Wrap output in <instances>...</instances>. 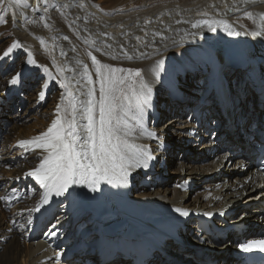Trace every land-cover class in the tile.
Returning <instances> with one entry per match:
<instances>
[{"label": "bare ground", "instance_id": "6f19581e", "mask_svg": "<svg viewBox=\"0 0 264 264\" xmlns=\"http://www.w3.org/2000/svg\"><path fill=\"white\" fill-rule=\"evenodd\" d=\"M261 15L264 0H3L0 30L7 27L21 47L0 60V133L10 131L12 137L0 154V264H52L71 226L65 240L75 231L66 244L75 246L67 254L73 264H226L235 243L201 252L182 241L175 224L191 222L187 217L200 223L205 213L216 210L231 216L240 203L264 195L261 170L240 157L235 164L225 158L228 148L235 156L243 155L237 149L242 145H248L247 153L256 151L251 113L264 99V87L251 91L242 66L251 61L264 74V34H251L264 26ZM203 20L217 21L215 31L193 27ZM225 23L240 35H229ZM89 52L101 64L140 70L151 87L143 128L158 139L140 135L131 120L135 131L127 138L152 159L147 167L131 170L127 185L102 182L97 192L73 186L41 206L44 189L26 174L47 153L18 144L47 131L62 96L68 107L61 79L86 99L79 95L86 91L81 79L85 65L98 99L99 80ZM29 55L39 67L27 63ZM22 58L21 83L1 80ZM211 78L228 93L217 96V88L207 87ZM50 91L53 97L46 99ZM15 92L18 98L9 100ZM37 114L40 120L28 125ZM218 120L222 125L215 132L222 142L216 144L210 125ZM256 206L250 209L247 232L264 230V204ZM74 211L82 215L76 222L70 218ZM110 221L121 227L106 230Z\"/></svg>", "mask_w": 264, "mask_h": 264}, {"label": "snow or ice", "instance_id": "6c2138e0", "mask_svg": "<svg viewBox=\"0 0 264 264\" xmlns=\"http://www.w3.org/2000/svg\"><path fill=\"white\" fill-rule=\"evenodd\" d=\"M0 3H3V0H0ZM246 16L250 20L253 18L251 12L246 13ZM260 19L264 21V15H261ZM216 23L218 22L203 20L193 24V27L207 25L209 30L215 31ZM224 30L229 35H240V32L235 31L227 23L224 24ZM251 34L255 36L264 34V26ZM20 47L18 42L12 43L0 56V60L9 57L13 50ZM88 55L99 80L98 99L96 89L92 87L94 83L92 75L85 65L81 79L85 81L83 86L86 87V91L81 90L79 95L86 96V99L74 95L70 85L61 79L60 85L66 90L68 107L63 106L62 96V104L56 108L57 118L47 131L31 140H22L18 144V147L24 149L28 146H33V149L42 148L47 153L39 167L26 174L44 189L41 206L49 202L52 194L63 196L73 186H84L92 192H97L102 182L113 186L127 185L131 170L141 166L147 167L148 160L152 159L146 149L130 143L127 138L135 131L133 125L129 123L131 120L139 127L140 135L158 139L154 132L143 128L145 112L151 107V87L144 81L140 70L111 67L101 64L91 52ZM27 63L39 67L30 55ZM159 65L158 61L157 66ZM5 74L9 75L8 84L12 86L20 84L25 76L23 71L14 69ZM39 210V207L34 209ZM179 214L185 217L188 215L183 211ZM28 223H31L30 219ZM51 235L54 236L56 233L53 232ZM240 248L244 252L252 251L254 248L264 251V240L249 241L241 244Z\"/></svg>", "mask_w": 264, "mask_h": 264}, {"label": "rangeland", "instance_id": "374dc122", "mask_svg": "<svg viewBox=\"0 0 264 264\" xmlns=\"http://www.w3.org/2000/svg\"><path fill=\"white\" fill-rule=\"evenodd\" d=\"M116 2H117V4L118 3H120V2H122L123 0H115ZM113 2V0H110V3H112ZM5 22V21H4ZM13 40L14 39H12L11 37H10V32L8 31V29H7V27L6 28H4L3 30H0V55H3V52L4 51H6L7 50V48L8 47H10L11 46V44L12 43H15V41L13 42ZM11 55V54H10ZM23 59V58H22ZM21 59V60H22ZM20 60V62H18L19 63V65H17V68L16 69H14L15 71H23V67H24V65L23 64H25V62H24V59L21 61ZM21 63V64H20ZM6 78V79H5ZM3 79H5L7 82H8V79H9V76H6V75H4L2 78H1V80H3ZM232 80V79H231ZM230 82V81H229ZM231 83H232V81H231ZM49 94V95H48ZM20 95V93L19 92H15V93H13V94H11V96L9 97V100L11 99H16V98H18V96ZM23 95H25V94H23ZM27 95V94H26ZM22 96V95H21ZM24 97V96H23ZM32 96L31 95H28L27 96V102L28 101H30V98H31ZM51 97H53V92L52 91H50L49 93H47L46 94V99H50ZM22 98V97H21ZM23 112V111H22ZM40 114H37V115H35V116H33V117H31L32 119H30L29 120V122H31V123H27L28 125L29 124H33V123H35L36 121H39L40 120ZM33 118H34V120H33ZM35 118H37V119H35ZM10 134V131H6L5 133H0V154H1V149H2V145H3V147L4 146H8L9 145V143H11V136L9 135ZM6 146V147H7ZM6 147L4 148V149H6ZM177 147V145H173V149L174 148H176ZM14 153V152H13ZM21 192L22 191V188H17V190H15V192ZM174 211H175V209H174ZM179 212V211H178ZM172 213H170V215H171ZM69 241L68 240H66V241H63L62 243H61V251H63V252H66L68 249L67 248H69V247H71V244H69V245H66L67 243H68ZM62 246H64V247H62ZM191 264V263H190Z\"/></svg>", "mask_w": 264, "mask_h": 264}]
</instances>
